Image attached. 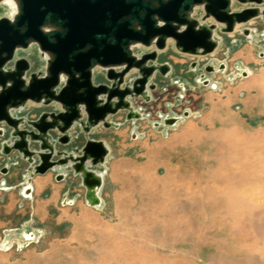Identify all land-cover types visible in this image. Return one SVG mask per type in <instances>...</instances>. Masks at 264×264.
<instances>
[{
  "label": "rangeland",
  "instance_id": "rangeland-1",
  "mask_svg": "<svg viewBox=\"0 0 264 264\" xmlns=\"http://www.w3.org/2000/svg\"><path fill=\"white\" fill-rule=\"evenodd\" d=\"M249 5L264 2L232 0L231 9ZM8 11L0 0V16ZM202 14L196 5L192 15ZM223 26L208 53L168 40L154 62L170 69L153 73L150 98L128 96L138 116L120 108L107 116L114 125L91 127L88 135L108 147L91 166L102 176L98 204H86L67 165L31 174L17 150L2 152L9 134H0V264H264V18ZM152 47L132 45L136 53ZM15 54L45 71L48 54L36 43ZM137 74L131 68L124 82ZM54 106L28 100L11 112L35 118ZM171 116L178 119L164 121ZM74 133L58 145L83 143L79 125Z\"/></svg>",
  "mask_w": 264,
  "mask_h": 264
},
{
  "label": "water",
  "instance_id": "water-1",
  "mask_svg": "<svg viewBox=\"0 0 264 264\" xmlns=\"http://www.w3.org/2000/svg\"><path fill=\"white\" fill-rule=\"evenodd\" d=\"M231 2L17 0L20 11L15 23L0 16V122L5 127L0 134H9V140L2 142V152L17 150L31 162V174L67 165L85 188L94 183L100 186L102 179L92 175L95 169L91 166L104 161L108 147L88 135L91 127L100 122L114 125L107 116L120 108L128 110V117L138 116L128 96H142L147 87H153L149 79L156 70L168 72L167 62H154L168 40L183 52L208 53L217 43L213 37L217 22L224 23L222 30L230 31L235 22L259 14V5L232 10ZM196 5L202 6L201 20L192 15ZM261 15L264 18V6ZM209 17L216 22L207 23ZM31 43L48 54L43 73L30 71L29 59L15 54ZM136 43L153 47L136 53L132 49ZM96 66L104 72L95 73ZM131 68H137L138 74L131 83L124 82ZM28 100L56 102L58 106L35 118L12 114V108ZM177 119L171 116L164 121L174 123ZM75 125L84 134L83 143L69 150L60 147L59 143L76 140L78 134H71Z\"/></svg>",
  "mask_w": 264,
  "mask_h": 264
},
{
  "label": "bare ground",
  "instance_id": "bare-ground-1",
  "mask_svg": "<svg viewBox=\"0 0 264 264\" xmlns=\"http://www.w3.org/2000/svg\"><path fill=\"white\" fill-rule=\"evenodd\" d=\"M17 2V0H16ZM262 14V8L259 7V14L258 15H261ZM239 25V22H235L234 24V28H236L237 26ZM214 39L215 40H218V36L214 34ZM142 96L145 98V99H149L150 98V94L148 92V90H146ZM82 172L84 173L85 170H82ZM85 174V173H84ZM94 177H98V178H101L102 179V176H101V173L97 172L96 170L93 171V174H92ZM85 188V187H84ZM87 189V197H86V200L89 202V203H94V204H98L99 201H100V196L98 194V189H99V184L97 183H94L92 185H88L87 188H85V191ZM24 193L28 194L29 191H30V186L27 185L24 187ZM26 235V234H25ZM24 235V236H25Z\"/></svg>",
  "mask_w": 264,
  "mask_h": 264
},
{
  "label": "clouds",
  "instance_id": "clouds-1",
  "mask_svg": "<svg viewBox=\"0 0 264 264\" xmlns=\"http://www.w3.org/2000/svg\"><path fill=\"white\" fill-rule=\"evenodd\" d=\"M7 3L10 5V11L7 12V18L10 22L15 23L16 16L19 14V6L16 3V0H7Z\"/></svg>",
  "mask_w": 264,
  "mask_h": 264
},
{
  "label": "crops",
  "instance_id": "crops-1",
  "mask_svg": "<svg viewBox=\"0 0 264 264\" xmlns=\"http://www.w3.org/2000/svg\"><path fill=\"white\" fill-rule=\"evenodd\" d=\"M44 109H45V108H41V109L39 110V112L43 111ZM39 112H38V113H39ZM27 115H28V114H27ZM1 124H2V125H1ZM4 129H5V127L3 126V123L0 122V131H1V130H4ZM1 159H3V155L0 154V161H1ZM0 169H2V167H1ZM47 171H49V170H47ZM47 171H46V172H47ZM7 172H8V173H7ZM7 172H6V174H9V171H7ZM62 173L65 174L64 172H62ZM4 174H5V173H4ZM28 185L30 186V191H29V194H30V193L33 192V190H34V185H33V183H32V184L30 183V184H28ZM84 193H85V189H84ZM98 194H99V190H98ZM99 196H100V195H99ZM67 198H69V196H66V197H65L66 200H67ZM84 198H85V197H84ZM100 199H101V197H100ZM66 200H65V201H66ZM85 200H86V199H85ZM65 201H64V202H65ZM69 202H71V199L69 200ZM85 202H86V204L91 205V204H89V203L87 202V200H86Z\"/></svg>",
  "mask_w": 264,
  "mask_h": 264
}]
</instances>
